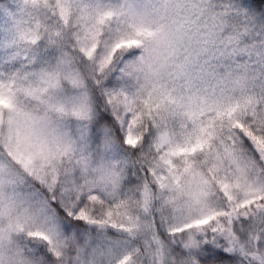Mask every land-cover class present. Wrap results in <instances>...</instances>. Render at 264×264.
<instances>
[{"label": "snow or ice", "instance_id": "1", "mask_svg": "<svg viewBox=\"0 0 264 264\" xmlns=\"http://www.w3.org/2000/svg\"><path fill=\"white\" fill-rule=\"evenodd\" d=\"M0 264H264V0H0Z\"/></svg>", "mask_w": 264, "mask_h": 264}]
</instances>
